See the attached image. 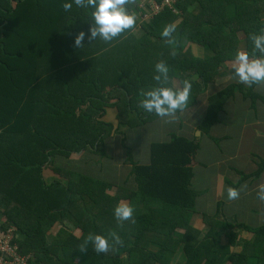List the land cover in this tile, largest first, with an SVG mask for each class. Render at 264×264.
I'll list each match as a JSON object with an SVG mask.
<instances>
[{
    "label": "trees",
    "instance_id": "16d2710c",
    "mask_svg": "<svg viewBox=\"0 0 264 264\" xmlns=\"http://www.w3.org/2000/svg\"><path fill=\"white\" fill-rule=\"evenodd\" d=\"M162 1L135 0L128 6L135 28L105 43L88 39L91 9L74 0H0V231L13 229L19 253L30 255L27 264H264V223L252 229L205 215V232L192 225L197 139L170 134L167 142L152 143L149 162H141L127 137L160 119L139 108L141 90L188 80V109L240 47L251 56L249 35L264 34V0H178V14L165 7L145 21L151 4ZM65 2L73 3L70 11ZM170 23L177 25L173 45L161 36ZM80 31L82 49L74 44ZM159 61L169 67L164 85L153 79ZM257 86L233 82L209 95L200 132L218 124L237 91L257 99ZM111 108L118 109L116 128L106 119ZM114 137L131 163L132 181L114 184L68 166L79 160L89 171L108 170ZM263 170L264 161L256 173ZM120 201L133 206L135 223L118 225ZM64 221L72 229L60 226L49 242L50 229ZM112 230L123 245L108 253L91 243L79 249L89 233L111 244ZM241 230L251 237H240Z\"/></svg>",
    "mask_w": 264,
    "mask_h": 264
},
{
    "label": "crops",
    "instance_id": "0c3cea01",
    "mask_svg": "<svg viewBox=\"0 0 264 264\" xmlns=\"http://www.w3.org/2000/svg\"><path fill=\"white\" fill-rule=\"evenodd\" d=\"M231 10L232 6H229L228 16L230 17L233 15ZM240 50L243 49L240 47ZM230 65L231 62H228L218 78L209 85L206 91L201 92L195 106H190L180 115H177L178 118L175 122L165 123V120L160 118L136 130L140 131L139 134H135L136 131H130L127 134L129 146L134 148H141L146 144V138L150 139L147 141L148 145L145 152L148 151L149 154L146 158L141 149L135 148L133 150L135 158H144L146 161L148 159V162L151 144L167 142V136L170 134L197 139L199 150L192 165L194 173L192 187L197 192V200L193 208L194 215L191 223L202 232L207 230L205 215L247 226L254 223L253 227L249 226L252 229H257L264 223V202L259 201L256 196L257 186L264 183V170L260 174L256 173L264 161V85L256 87L258 98L255 100L245 99L244 95L237 91L220 114L218 124L214 125L207 133H202L199 130L207 111L209 95L218 92L229 83L238 81L233 77ZM174 82L175 87L181 86L179 79H175ZM117 112L118 109L116 108L109 109L106 118L108 122L115 125V128L118 127ZM109 140L112 141L114 147L113 150H108L112 156L110 161L112 162L113 159L118 164L115 166L122 167H114L113 179L114 177L119 179L122 176L123 167L127 164L125 152L120 149L121 139L119 137ZM89 156L94 157L90 154ZM55 161L65 164L68 162L59 157ZM79 163L81 161L78 160V163L67 164L74 166L78 173L82 172L89 174L92 178L99 179L101 174L97 169L95 172L94 166L89 171L86 165ZM128 165L129 172L124 177L122 184L127 179L133 180V177L130 176L131 163ZM77 172L74 171L72 175L74 181L79 178ZM46 176L51 180L54 175L49 171ZM102 179L105 180L103 176ZM229 186L240 189L238 199H227ZM60 226L72 229V224L67 222L54 224L47 234L48 241L55 237ZM240 237L250 238L251 234L241 230Z\"/></svg>",
    "mask_w": 264,
    "mask_h": 264
},
{
    "label": "clouds",
    "instance_id": "9594fccd",
    "mask_svg": "<svg viewBox=\"0 0 264 264\" xmlns=\"http://www.w3.org/2000/svg\"><path fill=\"white\" fill-rule=\"evenodd\" d=\"M79 8L91 9L89 15L91 25L89 28L88 39L94 41L97 38L105 43H110L128 32L136 26V16L129 11V5L135 3V0H74ZM65 11H70L73 3L65 2L62 5ZM177 25L170 23L164 26L161 36L168 45H173L175 40L173 33ZM85 32L80 31L74 39V44L82 49ZM249 40L252 43V55L247 51L238 50L230 65V70L234 78L242 84L251 87L252 85H264V34L251 33ZM258 53V55H257ZM170 55L174 58L177 55L173 49ZM156 75L153 79L161 85L167 84L169 67L164 61L155 64ZM191 82L184 80L182 86L167 87L157 86L148 90H141L140 95L143 99L139 103V108L147 113H154L156 116L165 120V123H173L177 120V113L183 112L189 102L191 95ZM240 196V189L229 186L227 188V199L236 200ZM257 199L264 202V183L257 186ZM134 208L127 201H120L114 208V216L119 226H123L124 221L135 223ZM112 243L101 234L89 233L85 241L79 245V249L88 250V244L93 245L97 253H108L116 245H123L120 235L112 230L109 232Z\"/></svg>",
    "mask_w": 264,
    "mask_h": 264
},
{
    "label": "built area",
    "instance_id": "2783aa9c",
    "mask_svg": "<svg viewBox=\"0 0 264 264\" xmlns=\"http://www.w3.org/2000/svg\"><path fill=\"white\" fill-rule=\"evenodd\" d=\"M178 0H163L159 5L155 2L151 4L149 11L145 16L151 18L162 11L165 7L170 8L174 13L178 14L175 5ZM152 1H150L151 3ZM30 255L19 253L17 244L14 242V233L12 228H8L5 232L0 231V264H27Z\"/></svg>",
    "mask_w": 264,
    "mask_h": 264
},
{
    "label": "rangeland",
    "instance_id": "374dc122",
    "mask_svg": "<svg viewBox=\"0 0 264 264\" xmlns=\"http://www.w3.org/2000/svg\"><path fill=\"white\" fill-rule=\"evenodd\" d=\"M145 1L146 0H141V2H142V6H145ZM148 2H149V0H147ZM141 5V4H140ZM149 8H146V10H148ZM143 19L145 20V21H147L148 19H149V15H147V17L146 16H144L143 17ZM238 82V81H237ZM150 139H148V138H146V144L144 145V146H142L141 148L140 147H135L136 149H141L142 151L141 152H144V154H145V158L148 156V151H147V153L145 152L147 149V145H148V143H147V141H149ZM110 142H112L111 140H109ZM138 143V142H137ZM138 160H140L141 162H146V161H144V158H139V157H136ZM115 164L116 165H118L117 164V162H114L113 161V159H112V162L110 161V159L109 160H107L106 161V165H109L110 166V168L108 169V170H104V171H101L97 166H94V169H95V172H96V169L98 170V172H99V174H101V176L99 177V179H102V176H103V178L106 180V181H111V182H113L114 184H118V183H120V185H122V182H123V179H124V177L128 174V172H129V165H128V163L123 167V171H122V176L119 178V179H117V178H115L114 177V179H113V171H114V167H118V168H122V167H119V166H115ZM128 165V166H127ZM70 167H72V166H70ZM72 168H75L74 166L72 167ZM92 169V168H91ZM115 176H116V173H115ZM111 187H109V189H110ZM206 217H210V215H207ZM249 226H251V227H253L254 226V223L253 224H250ZM49 233V232H48ZM50 235H52L51 233H50ZM52 237V236H51ZM51 239H53V238H51ZM51 240H49V242H50ZM240 248H237L236 250H239ZM223 261L222 262H224V263H226L227 262V260H228V256H224L223 257Z\"/></svg>",
    "mask_w": 264,
    "mask_h": 264
}]
</instances>
